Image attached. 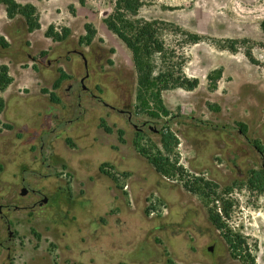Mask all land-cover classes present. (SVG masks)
<instances>
[{
  "label": "rangeland",
  "instance_id": "obj_1",
  "mask_svg": "<svg viewBox=\"0 0 264 264\" xmlns=\"http://www.w3.org/2000/svg\"><path fill=\"white\" fill-rule=\"evenodd\" d=\"M17 1L35 4L45 24L68 27L72 37L51 51L38 32L31 46L19 31L23 20L8 21L0 6V35L13 43L12 49L0 48V65L24 70L60 64L71 77L57 94L65 107L72 99L81 110L72 111L79 123L53 122L46 133L43 102L23 109L24 121L10 113L13 100L0 92L6 98L0 121L14 125L12 130L0 126V264H245L230 256L201 199L183 187L187 174L201 175L220 189L238 185L229 195L235 205L228 224L248 238L255 264H264V192L246 187L251 170L264 172V151L254 146L264 147V0H144L140 18L173 23L202 37L183 49L184 73L198 80L197 88L164 91L170 115L154 119L136 111L131 54L102 22L112 0H86L83 6L77 0ZM85 23L97 31L90 46L77 42ZM163 36L168 43L180 38ZM230 41L236 42L234 52L227 49ZM247 51L257 64L248 61ZM17 79L26 85L20 97L38 89L24 73ZM81 124L98 141L118 140L117 132H123V159L117 163L123 173L104 162L115 151L96 141L79 162L74 159L72 169L56 157L46 160L47 135L62 143L67 137L85 140ZM164 127L179 140L175 154L182 176L158 174L133 145L138 140L155 154L152 146L161 149ZM40 198L47 203L30 208Z\"/></svg>",
  "mask_w": 264,
  "mask_h": 264
},
{
  "label": "trees",
  "instance_id": "obj_2",
  "mask_svg": "<svg viewBox=\"0 0 264 264\" xmlns=\"http://www.w3.org/2000/svg\"><path fill=\"white\" fill-rule=\"evenodd\" d=\"M86 0H78L83 6ZM0 5L5 8L7 19L11 20L20 16L26 25L28 33L40 29V15L31 3L22 4L16 0H0ZM145 5L144 0H112V9L108 16L103 18L102 22L105 27L114 34L129 50L131 61L136 74V111L144 112L150 118H159L169 116L170 112L166 109L162 101V93L167 90L182 89L193 91L198 86L197 79H190L184 73L186 57L183 49L187 45H195L202 41V37L184 30L182 27L173 23L147 20L139 17V11ZM71 14H75L73 7H70ZM264 31V22L261 23ZM84 34L78 38V45L89 46L93 42L97 31L90 23L83 25ZM71 34L68 27L57 29L53 24L49 25L44 33L46 38L53 42H63ZM164 34H172L180 37L179 40L167 42ZM229 43L227 49L231 52L236 50V42ZM0 48H9L8 41L0 35ZM41 55H45L44 52ZM245 56L251 64H257L249 51ZM58 78L52 85V91L42 88V94H47L52 103H59V99L54 93L63 81L70 77L61 69L58 70ZM222 71L217 72V77ZM13 79L9 75V69L6 65H0V92H3ZM4 100L0 97V114L4 109ZM101 127L108 134L111 129L101 122ZM0 126L7 130H12V126L0 121ZM118 141L123 142V132L119 130ZM161 149L152 146L155 154L150 150L139 146V141L135 140L133 145L137 152L143 156L154 170L164 176L171 177L173 173L179 176L184 174L183 168L178 165V159L175 149L179 140L174 133L167 127L160 130ZM71 144L69 138L66 139ZM254 146L259 152L264 151V147L258 142ZM1 170V166H0ZM110 176V175H109ZM113 180L114 177L110 176ZM187 180L183 182V187L197 195L207 209L209 222L220 233L227 245L228 252L232 258L240 259L245 264H255L253 249L248 242V238L241 233L236 232L228 224L230 212L232 211L235 201L229 198L234 188L238 185L233 183L231 186L220 189L219 186L203 176L187 174ZM246 187L256 193L264 192V172L261 170H251L246 182Z\"/></svg>",
  "mask_w": 264,
  "mask_h": 264
},
{
  "label": "crops",
  "instance_id": "obj_3",
  "mask_svg": "<svg viewBox=\"0 0 264 264\" xmlns=\"http://www.w3.org/2000/svg\"><path fill=\"white\" fill-rule=\"evenodd\" d=\"M17 1V0H16ZM18 2V1H17ZM78 2V0H77ZM20 3V2H19ZM34 6H36L35 4H33ZM5 13V8L3 5H0ZM39 15H40V29L36 30L32 33H28L26 30V25L24 20L20 17V16H16L15 18L9 20L8 21H13L15 19L21 18L23 20L22 22V26H21V30L20 33L22 36H24V39L26 38L27 41H30L31 46H33V38L34 35L38 32H41V35L43 36V39L45 41V47H50V50H54L55 46L54 45H61L64 42H67L68 40L71 39L72 37V32L70 34V36L63 42H53L51 39L46 38L44 36V33L47 29V27L51 24H45L43 22V17H42V13L40 11V9L36 6ZM6 16V14H5ZM7 18V17H6ZM15 31H17L15 29ZM84 31V29H83ZM83 35V32H80L78 38L80 36ZM97 35V34H96ZM3 37L8 41L9 43V48L8 49H12L13 47V43L12 41L7 37V35L3 34ZM97 39V36H95L93 42L91 43V45H93L95 43ZM90 46V45H89ZM23 48V47H22ZM21 49V48H20ZM47 51V50H46ZM61 68L64 72V68H62V66L58 63H47V66L42 68L40 66H36V68H32V67H26L24 70L20 69L19 66L16 67L15 65H12L10 67V65H8V69H9V73L12 75V83L2 92V94H6L7 98H12V108H10V113L16 117V115L21 118V120L25 121V118L22 116V112L23 109L25 110H34L37 108V106L43 102V104H45V116L47 118L46 123V133H49L51 130V128H49L53 122H55V125H60L61 123H64L65 120H68L71 124H75V123H79L80 121L78 119H74V117H72L73 113V109L81 110V105L77 104V100L76 105L75 102L72 101V99H70V101H68L67 105L65 107L64 103H63V99L61 97L58 96L57 94V90L54 91V93L56 94V96L59 99V103L55 104L52 103L49 100V97L47 94H41V89L45 88L49 91H52V85L53 83L57 80L58 78V69ZM15 72V73H13ZM24 73L25 76H30L31 78H33L34 80V86H37V90L35 93H31L29 95L26 96V98L24 97H20L19 91L24 89V87L26 86L25 84L21 83L18 79L17 76H19L20 74L22 75ZM69 77H71V75L67 72H65ZM74 95V92H70L69 95ZM81 97V95H76V99H79ZM4 100V109H3V113L4 110L6 109V98L3 96L2 98ZM72 101V102H71ZM74 106H76V108H74ZM35 113V112H33ZM32 113V114H33ZM44 114V113H43ZM23 119H22V117ZM70 117H72L73 119H71ZM27 120V119H26ZM75 120V121H73ZM38 122V121H37ZM37 122L35 121V124L37 125ZM60 123V124H59ZM14 127V125H12ZM88 127L86 124H81V126L79 127V132L84 133V139L85 140H73L71 137H67L70 139L71 144L68 143H62L61 141H56L55 139V135L53 134H49L47 142H46V160L49 159L50 157H56L59 159L60 162H62L63 164H66L68 169H72V164L75 162V160H78L80 158V156H84L86 155L90 150H91V146L93 147V143H95V141L97 143H99L101 145L102 148H107L110 151L113 150L115 151V155L113 158L109 159V160H104V162L109 163L113 169L111 168V170L114 173H123V166L122 167H118L117 163L119 164L120 161H122L123 159V153L119 152V141L116 139H110V140H101L98 141L95 137V135L93 134H89L88 132ZM51 133V132H50ZM66 138V139H67ZM65 139V140H66ZM55 141V142H54ZM78 144V145H77ZM72 148H70V146H72ZM70 157V158H69ZM79 162V160L77 161Z\"/></svg>",
  "mask_w": 264,
  "mask_h": 264
},
{
  "label": "flooded vegetation",
  "instance_id": "obj_4",
  "mask_svg": "<svg viewBox=\"0 0 264 264\" xmlns=\"http://www.w3.org/2000/svg\"><path fill=\"white\" fill-rule=\"evenodd\" d=\"M120 112H123V111H120ZM23 189H25V188H22L21 191H22ZM26 191H27V193H28V190H27V189H26ZM27 193H26V194H27ZM30 193H32V194H37V192H35V191H30ZM26 194H25V195H26ZM37 201H38V200H37ZM45 203H47V198H40V202L38 201V202L32 204V205L30 206V208H33V207H35L36 205H39V204H45ZM0 213H1V207H0Z\"/></svg>",
  "mask_w": 264,
  "mask_h": 264
},
{
  "label": "water",
  "instance_id": "obj_5",
  "mask_svg": "<svg viewBox=\"0 0 264 264\" xmlns=\"http://www.w3.org/2000/svg\"><path fill=\"white\" fill-rule=\"evenodd\" d=\"M26 193H27L26 189H23V190L21 191V195H25Z\"/></svg>",
  "mask_w": 264,
  "mask_h": 264
},
{
  "label": "built area",
  "instance_id": "obj_6",
  "mask_svg": "<svg viewBox=\"0 0 264 264\" xmlns=\"http://www.w3.org/2000/svg\"><path fill=\"white\" fill-rule=\"evenodd\" d=\"M128 188V185L124 186V189H127Z\"/></svg>",
  "mask_w": 264,
  "mask_h": 264
}]
</instances>
